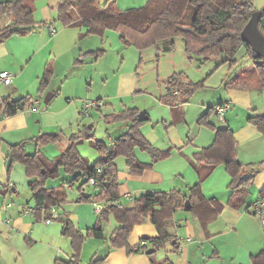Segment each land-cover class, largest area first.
I'll list each match as a JSON object with an SVG mask.
<instances>
[{"label":"trees","instance_id":"1","mask_svg":"<svg viewBox=\"0 0 264 264\" xmlns=\"http://www.w3.org/2000/svg\"><path fill=\"white\" fill-rule=\"evenodd\" d=\"M35 1H0V18L8 15L11 19L0 28V41L13 34L28 33L34 29ZM256 10L258 9L254 0H148L141 7L126 10L120 9L116 0H59L57 20L63 26L77 27L80 30V38L103 36L107 30H115L124 45H134L140 50L163 42L164 51H171L174 48V39L180 36L185 41L188 54L195 53L204 58L224 54L226 59L222 62H228L230 66L237 60V51L245 46L257 69L258 83L264 89V56L246 43L243 37V29ZM259 11L258 27L264 35V9ZM51 77L52 70L48 67L41 79L43 91L49 85ZM201 84L181 72L173 73L167 80V91L161 101L178 111ZM32 106L33 100L26 96L3 97L0 100V116H11ZM211 111H214L212 107L200 118V122H206ZM105 119L107 122L125 121L129 124L128 130L119 136L110 148L103 141L96 139L88 127L71 134L69 145L54 158H48L39 148L34 153H29L25 145L32 140H37L38 145L40 142L60 138L56 133L43 134L39 137L40 140L31 138L11 145L13 161L23 163L27 175L33 178L30 188L34 192L37 209L35 215L43 214L45 220L54 219L51 207L66 200V183L56 187L46 186V180L59 176L62 168L66 173L74 174L69 183L81 182L83 186L91 177L101 182L97 186L96 194L79 197L80 201L105 202L106 208L99 212V223L96 226L82 232L68 217L61 218L62 233L70 237L73 255L68 261L57 260V264H79L84 240L87 237L105 238L104 224L109 221L111 204H115L119 198L120 179L118 166L115 164L118 156L126 158L131 174H140L151 167L152 163L140 161L136 154L137 148L149 152L153 162L171 154V149L161 150L155 147L140 130V125L150 120L149 113L137 107H127L120 112L105 115ZM248 119L264 133V113L252 115ZM209 125L215 131L213 143L202 147L189 157L198 174V181L189 188L188 193L182 192L181 189H172L148 192L137 197L132 208L123 209V222L114 233L116 237L110 239L112 247H126L129 252L146 251L152 247L157 251L170 243L178 249V239L170 230V223L178 210L193 212L203 226L222 210V205L216 198L207 197L202 189L203 181L218 165H224L231 177L228 184V203L238 208L246 204L249 187L261 172L264 162H242L238 157V143L234 131L229 126L217 129L214 125ZM85 131H88L89 137ZM84 139H90L101 153V158L92 164L77 148ZM99 166L105 167L101 173L97 172ZM259 193L264 197V189ZM188 202L191 203L189 208L186 207ZM215 202L217 204L213 206ZM41 206H45L44 209H41ZM148 220L156 225L158 236L145 238L147 245L139 246V242L132 246L128 240L134 227ZM253 260L254 264H264V251L254 256Z\"/></svg>","mask_w":264,"mask_h":264},{"label":"crops","instance_id":"2","mask_svg":"<svg viewBox=\"0 0 264 264\" xmlns=\"http://www.w3.org/2000/svg\"><path fill=\"white\" fill-rule=\"evenodd\" d=\"M46 1L48 3H46L45 17L46 20L49 21V19L53 17V12L57 10L59 0ZM147 1L148 0H116L117 5L122 10L141 7ZM256 8L258 10L264 9L263 6ZM3 17L6 20L0 22V28L11 21L8 15ZM3 17H1L0 20L4 19ZM35 27L36 26L28 33L33 32ZM53 27V25L49 26L50 35L47 36V40H45L42 46L37 44L38 46L34 47L32 50L30 48L24 49V56L22 57L17 53L14 54L9 52L5 47H0V71L14 70L15 72L12 74L13 83L11 85L6 86L0 84V88L2 86L11 87L8 94L3 96L0 95V97H22L24 95L18 94V91L27 90L31 82L33 84L36 82L40 94H44L46 90L49 89L54 93L50 102L47 103L48 107H46L45 110H42L43 108L40 105L41 101L28 92L26 97L33 100V106L31 108L21 110L11 116H0V264H57V260H71L73 255L72 242L70 237L62 233L63 222L61 218L68 217L75 227L82 232H85L88 228H92L99 223V213L95 210V202L80 201L79 199L85 192L89 193V196L97 193L98 189L92 190L91 187L94 188L95 186L90 185L89 182L83 186H81V182H78L77 190L80 192V195L77 197H70L67 195L63 203L54 205L57 209V214L50 222L45 220L43 214L34 216L27 213V208H35L33 198L34 192L30 188V181L33 178L27 175L26 167L23 163L13 161L11 145L31 139V137L38 139L37 136L40 134H49L50 132L48 130L53 131L56 127H60V130L65 133L70 127L73 129L74 121L75 123L77 122L78 125V130L76 131L88 127V129L94 133V124H87L84 120L80 119L86 118L81 115V110L85 101L102 99L104 105L108 104L110 108H108V112H103V106H101L97 109V112H100L101 115L104 113L112 114L120 112L127 107H131L130 104L128 105L123 101V98L135 94L140 88L141 81L138 75L132 71L126 73L122 71L121 68L114 73V79L111 84L115 89L114 92L110 90L109 86L112 75L111 69H109V71H103L102 73H96L99 76L98 78L92 74H87L81 81L80 95L76 96L79 97L80 100L73 101V96H69L71 98H69L65 107L51 111L50 108L52 104L50 105V103L63 91V88H55V85L52 87L55 76L65 72L67 69L70 70L71 65L73 69L78 67L75 61L78 59V54L95 51V39L93 38L98 36L92 35L80 38V30L77 27L67 26H63L60 30L55 27L56 32L53 33ZM107 31L101 37H104ZM28 33H22L21 35H28ZM22 40L23 44L31 43L28 39ZM161 47L164 51L163 46ZM66 49H69V51L65 52ZM68 53L70 56V61H67L70 63L69 66L63 63V57ZM165 53L169 54L167 60L169 62L172 61L173 59H170L172 50ZM9 57L13 60L22 59V64L20 66L21 70L20 68H18V70L14 67L15 62L9 61ZM90 61L88 56L82 58L80 68H88L87 63ZM25 62L26 64L23 67L22 65H24ZM48 67L52 70V77L49 85L43 91L41 89V79ZM173 67H177L175 63H173ZM171 71V73L169 72L167 74V80L171 74L180 72L178 69H172ZM95 84L101 86L98 92L94 91ZM167 87L166 84V91ZM161 97L158 98L159 104L162 103ZM118 99H120L121 102L117 103L116 100ZM226 102H229L232 106L230 100ZM154 104V101H152L150 104L151 106H148L150 108H146L144 111L150 114L151 109L161 107L160 105L154 106ZM202 105L205 104L202 103ZM136 107L140 109L138 106ZM140 110L143 111L142 109ZM164 110H166L168 114L164 116V122L173 121L175 117L174 110L172 108L170 110L166 107H164ZM37 113L39 115H37ZM90 116H92V113H90ZM88 117L89 116H87V118ZM89 125H91V127H89ZM122 126L124 128L121 127L119 129L118 135H110L107 141L101 140L108 148H110L114 141L129 128V124L126 122ZM144 133L147 135L144 134L145 137H147L155 147L161 150H167L163 148L174 146L179 148L184 144V141L176 142L177 139L175 140L171 136V142L164 141L159 146L156 139L151 138L147 132ZM85 134L89 137L88 131H85ZM95 135L96 133H94V136ZM95 138L98 139L96 136ZM176 138H178V136H176ZM33 142L28 141L25 145L29 153H34L37 148H39L45 156L54 158L69 145L70 141L67 137L64 146L58 148L60 151L54 147H52V150L48 147L42 149L41 146L37 145V140ZM202 145L204 144L195 146V148L185 146L184 150L188 153L186 155H192L200 147H206L209 144ZM77 148L83 156L89 159L90 164L101 158V153L93 146L90 139H84L77 145ZM240 150L239 145L238 156L242 162H264V151H262L263 154L260 156H258L259 154L250 156L246 152L243 153L244 151L242 152ZM48 151H51L53 154H49ZM143 151L144 150L137 148V157L140 161L149 163V159L144 157ZM115 164L117 165L116 160ZM220 170V180L224 183V189L220 192L221 196H218L216 192L207 193V182L204 184L203 190L206 192L207 197L216 198L218 203L222 205L221 212L214 219L210 220L206 226H203L199 217L193 212L178 210L174 214L172 225H170L171 232L174 233L178 239V249H175L172 244L168 243V246L166 245L164 248V256L161 258L159 257L158 260H155L152 255L158 253L160 249L150 254L146 252L148 249L146 251L129 252L126 247L116 248L112 247V245L109 246L107 243L108 241L105 239L106 228L108 226L112 228L110 239L116 237L114 233L123 222V209L132 208L135 205L137 197L148 192L161 191L164 189V174L159 170H146L140 174H131L126 170L120 172L118 174L120 179V186L118 188L119 198L115 204H111L110 219L104 224L105 238L87 237L81 247L79 264H254L253 257L258 255L261 251H264V226L259 216L255 213L254 207L255 202L262 197L260 193L255 197V193H252L255 192V190L251 189L249 195L251 194L252 199L250 198L248 201L247 198V202L244 206L240 208L231 206L228 203V184L230 182V176L225 173L226 171L224 172L223 169ZM178 178L179 177L176 178L175 183H177ZM61 183L52 186L46 184V186L56 187ZM159 183L162 185H159ZM69 184H71L72 187L76 186L75 183ZM69 184H66L67 190L69 189ZM193 184H187V189ZM253 184L259 192L264 189V165ZM174 188L182 190V187L177 186V184ZM69 198L70 200H68ZM97 203L102 209L106 208L105 202ZM7 204H10V206L4 208ZM216 204L217 202L212 205L216 206ZM175 215L177 216L176 219ZM6 220H9V222ZM155 236H158L156 225L148 220L134 227L128 241L132 246H135L141 239ZM98 239L103 241L98 242ZM38 246L42 248L40 254L35 251Z\"/></svg>","mask_w":264,"mask_h":264},{"label":"rangeland","instance_id":"3","mask_svg":"<svg viewBox=\"0 0 264 264\" xmlns=\"http://www.w3.org/2000/svg\"><path fill=\"white\" fill-rule=\"evenodd\" d=\"M101 1L105 2L106 0ZM46 3H48L46 0H36L34 3V17L36 21L34 26L36 27L35 30L31 32L32 34H13L8 38L0 41V47H5L9 52L14 54L17 53L22 57L24 56V49L30 48L32 50L34 47L38 46L37 44H40V46H42V44L45 43V40H47V36L50 35V24H53V26L58 28L59 30L62 29V23L57 20V10L53 12L52 19H49V21L46 20ZM254 4L255 7H264V0H254ZM4 20L6 19L4 18L0 20V22ZM22 39H28V41H30L31 43L23 44ZM93 39H95V51L85 52L82 54L79 53L77 57L78 59L75 60L78 67H75L73 69V66L71 65L72 67L70 66V70L67 69L65 72L59 73L55 76L52 87H54L55 85V88H63V91L50 103V105L52 104L50 110L54 111L65 107L67 102L69 101V98H71L72 96L73 101L80 100V98L76 96L80 95L81 81L87 74H92L98 78V73L109 71V69H111L112 75L109 86L110 90H112L113 92L115 89L111 84L114 79V73H116L120 68L126 73L132 71L133 73L138 75L141 81L140 88L135 94L124 97L123 101L128 105L130 104L131 107L138 106L143 110V112H145L144 110H146V108H150L148 106H151L150 104L152 101H154L155 103L154 106H161L157 107L156 109H151V112L149 111L150 120L140 125V130L143 132V134H145L144 132H147V134L151 138L156 139V142L157 144H159V146L164 141L171 142V136L175 140L177 139L176 142L184 141V144L179 148L175 146L163 148L167 150L171 149V155L156 162L152 161V157L149 152L143 151L144 157L146 159H149V162L152 163V166L147 168L146 170H159L164 174V189H162L161 191H170L172 189H176L174 187L177 184V186L182 187V192L188 193L189 188L187 189L186 185L193 184L194 182L196 183L198 181V174L189 160V157L193 155H186L188 153L184 150V148L185 146L195 148V146H200V144H212L215 138V131L209 124L214 125L217 129L229 126L234 131L238 146L240 145V151H244L243 153L246 152L250 156H254V154H259L258 156H260L263 154L262 151H264V133L259 131L258 128L249 121L248 118L255 114L264 113V89L260 86L261 84L258 83V79L256 76L257 69L254 65L253 59L247 53L245 46H242V48L237 51V60L232 64V66H230L228 62H222L223 59H226V56L224 54L210 58H204L195 53L188 54L185 48V41L180 36L174 39L175 44L172 50V56L170 57V59L173 60L170 62L167 60L169 54L165 53L162 50L161 46L163 42H158L155 45L140 50L134 45H124L119 37V34L115 30H108L107 34L104 37L98 35ZM68 51L69 49H66L65 52ZM85 56H88L91 61L87 63L88 68H80L82 64L81 60ZM63 58V63L68 64L69 66L70 63L67 62L70 61L69 53L66 54ZM8 60L15 62L14 67L17 69L20 68L21 70L20 66L22 64V59L13 60L11 57H9ZM173 63H175V65L177 66L176 68L173 67ZM25 64L26 62L22 66L24 67ZM170 67L173 70L178 69V71L185 74L191 80L199 81L202 84L194 92L187 103L183 104L178 111H174L175 117L173 121H167L165 123L164 116L168 114L166 110H164V107L170 110L171 107L165 102L159 104L158 98H160L161 96L163 97L166 94V77L169 72H172V69ZM8 71L12 74L15 73L14 70ZM35 84L31 82L27 90H19L18 94H23L24 96H26L29 92V94L35 96L36 99H39L41 101V104H39L43 108L42 110H45L46 107H48V104L44 102V99L48 93L52 92V90L49 89L46 90L44 94H40L38 92V85L36 84L35 86ZM10 88L11 87L2 86L0 88V95L3 96L5 94H8ZM99 89H101V86L99 84H95L94 91L98 92ZM229 100L231 101L232 106L225 114V121L223 119L220 120L217 114L214 111H211L208 116V120L203 123L200 122V118L208 111L209 108H213L215 105ZM116 102L118 103L121 101L120 99H118L116 100ZM202 103L205 105H202ZM108 108H110L108 104L103 105V112H108ZM91 113L92 116L80 119L84 120L87 124H94V133H96L95 136L99 140L107 141L110 135H118L119 129L121 127L124 128L122 125L125 123V121L107 122L105 119V115H107L108 113H104L101 115L100 112H97V109L92 110ZM37 115L39 114L37 113ZM74 123L73 129H71L70 127L65 131V133L60 130V127H56V129L54 130L52 128V130L55 132L48 130L50 133L59 134L60 138L55 140H48L46 142H40L38 146H41L42 149L48 147L51 150L52 147L58 149L59 147L64 146L67 137L69 140L71 134L78 132L76 131L78 130L77 122L75 124ZM41 135L42 134L37 136V138L39 139ZM176 136H178V138H176ZM33 141L34 140L30 142ZM199 149H201V147ZM58 151H60V149H58ZM48 153L53 154L51 151H48ZM116 163L118 166V174L120 172H123L124 170L130 172V168L124 156H118L116 158ZM220 169H223L224 172L226 171L225 173L230 176L224 165H218L202 183L203 189L204 184L207 182V193L216 192L218 196H221L220 192L222 189H224V183H222V181L220 180ZM73 176L74 174L66 173L62 168L61 175L48 178L46 180V184H49L51 186L61 182L69 184ZM177 177L179 178L177 183H175ZM75 184L76 186L74 187L69 184L67 195L70 197H77L78 195H80V192L77 190L78 182H76ZM159 185L162 184L159 183ZM91 189L96 190L97 187H91ZM249 189L250 193L251 189L255 190V192H252L255 193V197L259 194V191L256 187H254V184H252ZM204 193L206 194V192ZM250 198L251 194L248 197V201L250 200ZM68 200H70V198ZM183 211L189 212L187 210ZM176 218L177 216L175 215V219ZM172 223L173 220L171 221L170 225H172ZM111 233L112 228L108 226L106 228L105 239L108 241L107 243L109 244V246L111 245ZM100 241L103 240L98 239V242ZM35 251L40 254L42 248L38 246ZM164 251L165 249L161 248L159 252L154 253L152 257L155 260H158L159 257L161 258L162 256H164Z\"/></svg>","mask_w":264,"mask_h":264},{"label":"built area","instance_id":"4","mask_svg":"<svg viewBox=\"0 0 264 264\" xmlns=\"http://www.w3.org/2000/svg\"><path fill=\"white\" fill-rule=\"evenodd\" d=\"M52 32L53 33L56 32L55 27L52 28ZM12 83H13L12 73L7 71V70L0 71V84L9 86ZM1 99H2V97H0V100ZM103 105H104V103H103L102 99H93V100L85 101L84 106L81 110V115L83 117L90 116V113L92 110L99 109ZM230 108H231V104L229 102H222V103H219L213 107L214 112L217 114V116L219 117L220 120H222V119L225 120V114ZM104 168H105L104 166H99L97 168V172H99V173L103 172ZM89 184L94 185V186H99L101 184V182L97 178L91 177L89 180ZM94 205H95V210L99 213L102 210L101 206L97 202H95ZM9 206H10V204H7L4 206V208H7ZM44 207L45 206H41V209H44ZM254 207H255V213L259 216L260 221H261L262 225L264 226V197L257 200L254 204ZM36 211H37L36 207L26 209L27 213H30L31 215H34V216H35ZM56 214H57V209L55 206H52L51 207V215L53 216V218ZM51 220L52 219H48L46 221L50 222ZM6 221L9 222V220H6ZM147 244H148V241L145 239H142L139 243V246H144Z\"/></svg>","mask_w":264,"mask_h":264},{"label":"water","instance_id":"5","mask_svg":"<svg viewBox=\"0 0 264 264\" xmlns=\"http://www.w3.org/2000/svg\"><path fill=\"white\" fill-rule=\"evenodd\" d=\"M260 16V11L256 10L252 13L250 20L245 25L243 29V37L246 43H248L255 51L261 53L264 56V35L258 27V20ZM54 93L50 92L46 95L44 102L47 104L52 99ZM91 127V125H89ZM83 195L89 196V193H84ZM191 203L188 202L186 207L189 208ZM176 241H173L175 243ZM156 251L154 248L148 249L146 252L148 254Z\"/></svg>","mask_w":264,"mask_h":264}]
</instances>
